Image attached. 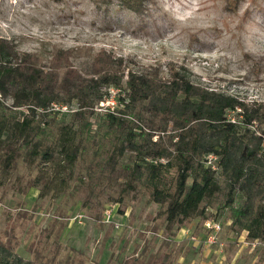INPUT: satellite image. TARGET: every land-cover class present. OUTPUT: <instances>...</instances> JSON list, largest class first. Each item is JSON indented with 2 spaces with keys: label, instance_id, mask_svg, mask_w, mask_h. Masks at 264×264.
I'll return each mask as SVG.
<instances>
[{
  "label": "rangeland",
  "instance_id": "1",
  "mask_svg": "<svg viewBox=\"0 0 264 264\" xmlns=\"http://www.w3.org/2000/svg\"><path fill=\"white\" fill-rule=\"evenodd\" d=\"M228 2L232 4L148 0L145 12L135 14L116 0H0V36L18 50L36 54L45 65L55 50L71 49L73 66L87 74L93 54L105 49L124 57L133 70L160 69L165 74L168 66L182 65L192 81L205 87L263 100L264 0H238L232 9L226 8ZM20 108L11 107L6 116L27 112ZM50 117L52 122L32 137L51 146L50 161L28 157L31 145L23 139L0 145L1 240L11 241L20 255L33 257L37 264H117L128 255H137L140 264L195 258L193 245L200 244L184 239L183 229L201 237V218L166 227L159 213L165 203L152 201L144 186L124 188L118 170L128 157L110 165L114 137L102 118L90 117L92 127L86 131L71 114ZM64 124L73 126L69 134L81 151L70 172L58 166ZM9 152L15 156L7 167ZM223 203L224 196L218 194L210 204L222 223V257L236 264H264V238L253 251L244 249L246 232H231L230 212ZM107 209L119 227L101 222ZM209 254L220 259L219 253Z\"/></svg>",
  "mask_w": 264,
  "mask_h": 264
},
{
  "label": "trees",
  "instance_id": "2",
  "mask_svg": "<svg viewBox=\"0 0 264 264\" xmlns=\"http://www.w3.org/2000/svg\"><path fill=\"white\" fill-rule=\"evenodd\" d=\"M116 1L143 14L148 0ZM237 1L228 2L226 8L236 7ZM70 57L71 49L60 48L45 65L36 54L20 51L0 36V145L23 139L31 145L28 157L50 161L51 146L34 142L32 137L52 122L50 116L64 115L49 110L52 103L75 105L76 110L66 114L81 121L86 131L92 127L90 117L102 118L106 132L114 137L110 165L115 167L127 155L129 162L118 170L124 188L144 186L152 201L165 203L159 213L166 227L188 223L194 217L204 219L209 215L206 207L222 194V207L230 212L231 232H246L248 240L264 238V99L245 100L205 87L192 81L182 65L168 66L165 74L160 69L133 70L124 57L99 49L93 54L89 73L82 74ZM109 86L120 89L123 96L117 99L122 107L97 112L94 107L107 96ZM5 99L11 103L6 105ZM11 107H24L27 112L9 119L5 112ZM72 127L61 126L58 138V166L68 172L81 156L80 144L69 134ZM209 153L218 156L217 170L204 165ZM14 156V152L6 154L7 167ZM218 215L216 211V219ZM140 263L137 255L117 262ZM160 263L168 264V260ZM0 264L37 261L20 255L11 241L0 239Z\"/></svg>",
  "mask_w": 264,
  "mask_h": 264
},
{
  "label": "built area",
  "instance_id": "3",
  "mask_svg": "<svg viewBox=\"0 0 264 264\" xmlns=\"http://www.w3.org/2000/svg\"><path fill=\"white\" fill-rule=\"evenodd\" d=\"M121 93L120 89L117 87L109 86L108 94L104 99L100 100L98 104L94 107V109L101 113L113 112L117 106L122 107V104L118 103V96ZM123 96V94H120ZM119 107V108H120ZM49 110L53 112H57L59 114L71 113L76 110L75 105H68L62 103H52ZM156 136H154L155 138ZM264 143V138H263ZM164 162L163 158L159 159ZM218 156L214 153H209L204 156V165L210 167L212 170L218 169ZM206 211L208 212V216L201 220V228H202V236H198L186 227L183 229L184 231V239L190 240L195 244H200L206 248L214 249L213 252L223 253L224 247L226 246V242L221 238V224L219 220L215 218L216 210H212V207L207 206ZM81 217V215H79ZM101 222L111 224L114 228L119 227V222L116 221L111 215V209H107L104 211L103 216L101 218ZM178 241H183L179 240ZM243 247H247L250 251H253L258 245H260V240L255 238L253 240H242L241 241Z\"/></svg>",
  "mask_w": 264,
  "mask_h": 264
},
{
  "label": "crops",
  "instance_id": "4",
  "mask_svg": "<svg viewBox=\"0 0 264 264\" xmlns=\"http://www.w3.org/2000/svg\"><path fill=\"white\" fill-rule=\"evenodd\" d=\"M240 239H241V235H240ZM237 240V239H236ZM234 240V241H236ZM229 242H231L232 240H228ZM232 241V243L234 242ZM244 249H247V247H243ZM194 249V253L196 254L195 258H191V259H186L184 257V259L181 257L182 262L179 264H236V261L234 260H225L224 256L222 257L223 253H219L220 254V259H216V258H210L209 257V253H211L212 251H214V249H212V251H210V249L199 245H193L192 250ZM217 253V252H214ZM212 255V254H211Z\"/></svg>",
  "mask_w": 264,
  "mask_h": 264
}]
</instances>
